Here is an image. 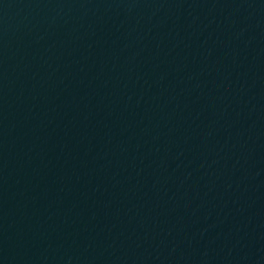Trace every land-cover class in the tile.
I'll use <instances>...</instances> for the list:
<instances>
[{
  "label": "water",
  "instance_id": "95a60500",
  "mask_svg": "<svg viewBox=\"0 0 264 264\" xmlns=\"http://www.w3.org/2000/svg\"><path fill=\"white\" fill-rule=\"evenodd\" d=\"M0 264H264V0H0Z\"/></svg>",
  "mask_w": 264,
  "mask_h": 264
}]
</instances>
